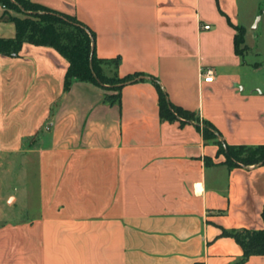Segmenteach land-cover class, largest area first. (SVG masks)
I'll use <instances>...</instances> for the list:
<instances>
[{"label":"crops","instance_id":"1","mask_svg":"<svg viewBox=\"0 0 264 264\" xmlns=\"http://www.w3.org/2000/svg\"><path fill=\"white\" fill-rule=\"evenodd\" d=\"M27 1L76 18L94 33L98 59H118L119 79L141 80L64 91L69 64L53 48L0 55V157L19 161L0 264L237 262L242 250L220 228L264 229V165L229 167L202 124L162 121L156 84L222 144L264 146V85L245 79L259 66L234 46L237 27L247 52L250 31L264 39V0ZM9 17L27 15L0 3V39L15 37ZM206 70L211 83L199 77Z\"/></svg>","mask_w":264,"mask_h":264},{"label":"trees","instance_id":"2","mask_svg":"<svg viewBox=\"0 0 264 264\" xmlns=\"http://www.w3.org/2000/svg\"><path fill=\"white\" fill-rule=\"evenodd\" d=\"M1 5L9 10L27 15L24 19L9 17L15 26L13 39H0V55H18L22 45L29 43L36 46L51 47L68 62L64 78V91L73 81L88 82L99 87L119 91L122 85L136 82L139 74H132L119 79L116 70L119 60H101L95 54V35L76 18L49 10L27 0H0ZM234 37L235 52L242 56L247 47L244 45V29L237 27ZM105 66H112L104 70ZM159 116L162 121L174 122L179 118L202 124L204 139H212L218 145L219 153L226 156V164L231 167L241 165H264V146H228L218 141L216 129L208 122L201 121L193 113L180 110L167 101L166 95L158 84ZM108 104L119 103V94L104 97ZM183 123V121H180ZM199 129V127L197 126ZM247 156L241 157L242 153ZM209 164V162H206ZM264 221V211L262 212ZM220 237L231 238L242 250V257L233 264H243L252 256H264V229L262 230H225L220 228Z\"/></svg>","mask_w":264,"mask_h":264},{"label":"rangeland","instance_id":"3","mask_svg":"<svg viewBox=\"0 0 264 264\" xmlns=\"http://www.w3.org/2000/svg\"><path fill=\"white\" fill-rule=\"evenodd\" d=\"M262 8H260L261 10ZM253 23V26L256 24V20ZM251 39L253 40L255 49L251 51H246L244 54V58L246 62L257 64L259 69L256 73L252 75H246L245 79L247 81L252 80L253 82L260 83V85H264V39L258 38L260 35V29H253L250 31ZM112 66H105L104 70L111 69ZM247 156V153H242L241 157ZM14 161H16V165H19L18 160H14L12 157H0V224L3 222L12 221L14 219V214L12 212V203H13V183L12 176L13 170L16 171V167L14 168ZM18 218H25L26 215H16Z\"/></svg>","mask_w":264,"mask_h":264},{"label":"built area","instance_id":"4","mask_svg":"<svg viewBox=\"0 0 264 264\" xmlns=\"http://www.w3.org/2000/svg\"><path fill=\"white\" fill-rule=\"evenodd\" d=\"M210 28L209 25H204L202 29L208 30ZM199 77L206 83H211L214 79L213 72L211 70L201 71Z\"/></svg>","mask_w":264,"mask_h":264}]
</instances>
